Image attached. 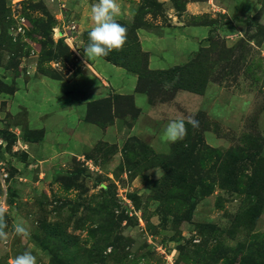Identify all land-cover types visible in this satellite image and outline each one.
<instances>
[{
  "label": "rangeland",
  "instance_id": "374dc122",
  "mask_svg": "<svg viewBox=\"0 0 264 264\" xmlns=\"http://www.w3.org/2000/svg\"><path fill=\"white\" fill-rule=\"evenodd\" d=\"M96 2L0 0V264H264V0Z\"/></svg>",
  "mask_w": 264,
  "mask_h": 264
},
{
  "label": "clouds",
  "instance_id": "9594fccd",
  "mask_svg": "<svg viewBox=\"0 0 264 264\" xmlns=\"http://www.w3.org/2000/svg\"><path fill=\"white\" fill-rule=\"evenodd\" d=\"M120 12L118 0H97L90 8V19L94 26L88 33V44L83 48V54L87 59L106 57L113 50H119L126 43L127 28L117 21ZM187 124L193 128L199 126L194 117L187 119ZM187 134L186 121L184 118L169 120L163 131V138L175 143L184 139ZM7 209L0 206V243L6 244L9 234L6 231L8 224L5 219ZM13 231L16 236L28 237V227L24 222L14 225ZM11 264H38L37 255L31 250H25L22 254L12 258Z\"/></svg>",
  "mask_w": 264,
  "mask_h": 264
},
{
  "label": "crops",
  "instance_id": "0c3cea01",
  "mask_svg": "<svg viewBox=\"0 0 264 264\" xmlns=\"http://www.w3.org/2000/svg\"><path fill=\"white\" fill-rule=\"evenodd\" d=\"M151 46L153 47V45H151ZM142 94H139V97L137 96L136 99L137 100L143 99L144 95H142ZM141 101H142V103H140V106H142L141 108H144L145 102L143 103V100H141Z\"/></svg>",
  "mask_w": 264,
  "mask_h": 264
},
{
  "label": "trees",
  "instance_id": "16d2710c",
  "mask_svg": "<svg viewBox=\"0 0 264 264\" xmlns=\"http://www.w3.org/2000/svg\"><path fill=\"white\" fill-rule=\"evenodd\" d=\"M163 72H168V71H163ZM137 111V110H136Z\"/></svg>",
  "mask_w": 264,
  "mask_h": 264
}]
</instances>
